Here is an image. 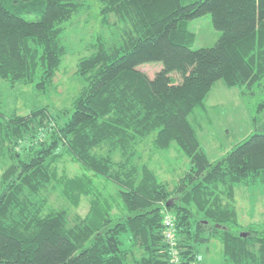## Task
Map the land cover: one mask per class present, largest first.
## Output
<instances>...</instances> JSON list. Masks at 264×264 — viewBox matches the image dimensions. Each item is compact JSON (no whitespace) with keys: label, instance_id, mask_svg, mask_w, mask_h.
<instances>
[{"label":"trees","instance_id":"16d2710c","mask_svg":"<svg viewBox=\"0 0 264 264\" xmlns=\"http://www.w3.org/2000/svg\"><path fill=\"white\" fill-rule=\"evenodd\" d=\"M97 1L101 26L119 37L96 33L78 58L72 109L22 114L0 99V264H197L212 240L223 264H264V223L243 226L235 208L236 186H264V127L211 161L191 120L217 81L259 93L264 111V0ZM83 3L0 0V80L49 94ZM207 14L220 35L193 49L191 20ZM149 62L161 63L152 77L138 67ZM144 142L188 158L172 189L141 161ZM65 158L82 172H60Z\"/></svg>","mask_w":264,"mask_h":264},{"label":"rangeland","instance_id":"374dc122","mask_svg":"<svg viewBox=\"0 0 264 264\" xmlns=\"http://www.w3.org/2000/svg\"><path fill=\"white\" fill-rule=\"evenodd\" d=\"M82 2L85 9L72 17L62 38L66 53L55 77V87L49 94H38L30 85L10 86L0 80V99L6 111L24 114L37 106H47L51 113L60 109H72V101L83 85L82 79L74 73L78 58L90 52V41L96 33L104 34L110 41L119 37L118 26L110 24L109 28L113 30L110 32L101 26L97 0ZM190 29L195 37L193 49L212 46L220 35L212 26L208 14L191 20ZM138 67L152 77L160 69L161 63H143ZM259 96V93L242 96L237 87H227L222 81L212 85L205 96L204 109L196 111L191 117L199 126L197 135L200 144L211 161L225 156L232 146L249 134L262 131L260 127H264V111H258ZM140 153L141 161L153 167L162 182L171 189L189 167L188 158L176 147H170L166 151H154L148 142H144L140 146ZM58 169L68 176L79 174L83 170L69 158L60 161ZM48 194L49 206L61 205L62 199L56 191ZM70 208L74 211L72 207ZM87 208V201L82 199L75 212L84 215ZM235 208L239 222L243 226L249 223H264V186L255 188L236 186ZM171 213L172 210H167L164 217ZM128 263L132 264L129 257ZM197 264H223L221 244L212 240L207 245L199 246Z\"/></svg>","mask_w":264,"mask_h":264},{"label":"built area","instance_id":"2783aa9c","mask_svg":"<svg viewBox=\"0 0 264 264\" xmlns=\"http://www.w3.org/2000/svg\"><path fill=\"white\" fill-rule=\"evenodd\" d=\"M164 223V234L165 237L167 238V240L169 241L170 244H173V240H174V235H175V229H174V224L173 221L171 219V216L168 215L166 217H164L163 220ZM175 253V251L172 252V254Z\"/></svg>","mask_w":264,"mask_h":264}]
</instances>
